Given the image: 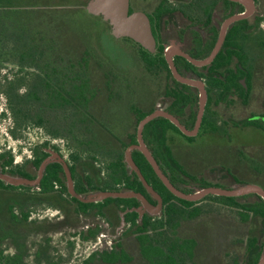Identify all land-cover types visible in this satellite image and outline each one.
Listing matches in <instances>:
<instances>
[{
    "label": "flooded vegetation",
    "instance_id": "1",
    "mask_svg": "<svg viewBox=\"0 0 264 264\" xmlns=\"http://www.w3.org/2000/svg\"><path fill=\"white\" fill-rule=\"evenodd\" d=\"M247 1L129 0L130 14L143 12L149 18L156 45L154 52H150L129 37L116 38L111 32L109 23L101 17H96L100 20L101 26L106 29L103 36L111 39L114 44H119L123 51L133 52L132 68L128 71L120 69L119 61L108 54L101 42V50L105 51V57L109 62L104 67L114 79L113 87L116 93H119L111 103L120 101L123 104L127 93L132 95L133 99L127 101L124 106L115 105L117 110L120 107L125 110L124 119L119 118L117 112L112 115L103 114L107 127L102 129L104 135L96 132L98 144L95 145H100L102 150L108 147L114 152L122 150L125 144L123 149L125 161L126 151L139 144V123L157 111L172 115L187 131L195 130L201 106V89L175 76L167 59V55L170 54L179 76L202 86L206 92V102L202 120L195 135L185 134L175 123L163 116L151 121L166 119L177 129L169 126L165 130L159 129V132H164L165 146L169 149L173 161L180 166L179 168H176L171 161L167 165L166 161L157 159L159 157L155 156L156 146L153 143V136L145 137L146 126L151 122L145 126L143 141L163 173L177 190L186 195H193L197 190L205 188L232 191L236 187L245 185H254L264 190V142L261 140V136H264V0ZM145 51L154 56L151 59L152 62H146ZM156 57L164 60L160 64L161 67L155 63ZM125 67L127 66L122 68ZM133 107L137 109V112L131 110ZM139 113L145 115L137 122ZM148 133H152V130ZM134 134L136 141L132 142ZM173 134L185 140L188 144L185 148L195 147L196 142L198 145L206 137L216 140L215 144L219 142L221 147L224 146L231 160L208 164L202 169L194 170L191 166V164L195 165L194 161L188 164L185 158H181L176 153L178 147L175 145L173 138L176 136ZM248 135H254L255 138L248 140ZM93 146L92 142L88 141L79 146L84 151V155L71 151L68 156L59 145L44 141L35 145L30 159L21 165L13 161V166H6L3 170L1 167L3 161L0 160V171L3 173L19 176V172L23 170L31 176L28 179L36 180L42 163L51 158L52 162L47 165L40 184L26 187L35 193L41 192V185L48 167L54 164L61 167L62 183L55 181L52 191L48 194L54 199L35 206L54 209V218L34 219L31 213L30 220L65 222L69 215L74 216L78 222L68 224L59 233L64 234V230L73 228L75 231H73L72 245L92 243L93 250L87 258L92 254L101 255L120 250L122 246L128 247L130 237L140 233L136 231L137 225H141L145 219H151V221L161 219L167 206L163 194L145 178L162 199L160 205L159 200L147 191L137 173L131 172L126 161L130 175H135L132 176L133 180L137 179L142 187L136 183L131 189L124 183L117 186L118 191L105 190L104 183L113 172L110 164L114 161L115 153H111V156L105 155L108 162L104 169L96 161L93 170L90 154ZM36 147L39 148V153H36ZM135 152H140L143 156L144 154L137 149L133 151L132 157L137 165ZM3 153H9L14 159L9 151L2 152L0 155ZM37 157L41 158L39 166L31 162ZM76 157L78 159H75ZM64 164L69 168L74 190L80 196L87 197L99 191H134L141 194L151 207L145 206L138 198H108L101 202H83L70 192ZM138 168L140 169L139 166ZM78 174H85V177L79 180ZM87 177L89 179L94 177V183L86 180ZM157 177L159 178L158 175ZM164 186L166 187L165 184ZM168 191L176 198L192 203L189 210L196 213V222L203 224V222L211 221L225 231V249L220 258H213L209 260L210 263L258 264L261 256L264 255V217L256 214L252 206L264 203L262 196L255 192L238 196L210 194L202 199L189 201L176 196L169 189ZM73 198L89 206L82 207L73 202ZM109 199L113 200L109 201ZM225 199H233V201ZM172 202L181 208L185 207L175 200ZM234 224H243L245 233L234 230V227H231ZM252 225L255 228L251 235V232H247V227L252 228ZM120 229L118 237L116 235ZM194 231L195 225L188 234ZM253 235L257 240V250L248 253L250 238ZM243 246L244 255L241 259L240 250ZM188 261L187 264H196L195 258Z\"/></svg>",
    "mask_w": 264,
    "mask_h": 264
},
{
    "label": "trees",
    "instance_id": "2",
    "mask_svg": "<svg viewBox=\"0 0 264 264\" xmlns=\"http://www.w3.org/2000/svg\"><path fill=\"white\" fill-rule=\"evenodd\" d=\"M14 1L0 0V70L7 62H13L18 69L17 79L7 83L9 86L7 91L9 108L14 119L16 122L17 118H21L22 122H28L32 116L29 111L31 105H43L39 109L44 107L49 111L68 112L71 115L69 126L71 133H74L73 140L79 146L86 144L88 141L94 145L90 153L93 170L95 169L94 163L97 161V157L93 153L101 152L107 156L115 153L113 156L114 161L110 164L113 172L104 183V189L118 191L117 186L124 183L132 189L134 184L138 183V180H133L132 176L135 175H130L124 161L123 149L126 145L124 144L122 150L114 152L110 151L108 147L102 150L99 147L100 145H95L98 144L96 143L98 134L104 135L102 129L107 127L103 114L112 115L117 111V107L111 102L119 93L117 94L113 87L114 79L104 67L106 53L101 50V40L99 38L103 36L106 29L101 26L99 19L97 21L94 16L87 13L85 4L88 0L80 2L75 0L80 5L72 7L69 4V6L66 5L68 7L60 10H55L46 4L21 8L20 6H14ZM36 1L37 3L39 1L48 3L52 0ZM63 1L67 4L73 2V0ZM95 39L98 49L94 48L92 50L91 42L93 43ZM144 55L146 62H150L154 57L146 51ZM163 61L158 57L155 58L158 67H161L160 64ZM28 70L32 71L31 84L28 85L25 94L20 95V88L26 80V71ZM20 74L21 76H19ZM105 97L108 98L106 102L104 101L105 104L104 102H98L101 98L105 99ZM107 104L108 107H106ZM133 109L131 110L137 112L135 107ZM144 115L139 113L137 122ZM34 123L38 126L44 125L45 119L41 113L38 112L34 116ZM169 126L175 128L166 119L155 120L146 126L145 137L147 135L153 136V143L156 146V149H154L155 156L159 157L157 159L161 158L166 161L167 165L171 161L176 168H179L180 166L175 163L176 161H173L169 149L165 146L164 132H159V129L165 130ZM78 129H81L82 133H75ZM151 130L152 133H148ZM135 136L134 134L132 142L136 141ZM35 151L39 153V148L36 147ZM134 157L145 178L157 191L163 194L167 203L161 219L156 221L145 219L141 225H137L136 231L140 233L135 237H130L135 241L134 255L146 264H187L188 260L194 258L196 260L197 248L199 247L198 236L195 231L184 235L183 228L185 224L181 225L182 222L195 221V218H197L196 213L189 210L192 203L172 195L157 177L148 160L140 152H135ZM75 159H78V157ZM0 160L3 161L1 163L3 170L6 166H13L14 159L9 153L1 154ZM31 162L35 166H39L41 158L37 157L36 160ZM61 173L62 169L59 165H50L43 179L40 193L32 192L26 187L6 185L0 180V197L5 201L0 209V247L4 241L12 238L16 249L12 255H4V251L0 248V264L23 263L28 249L27 245L21 240L24 237L23 231L20 230L21 227L26 229V226L29 225L30 230L36 231L38 234L48 235L59 233L68 224L78 222V219L74 216L70 217V215L65 222H36L30 220L31 207L54 199L48 194L52 191L55 181L62 183ZM18 175L31 178L23 170ZM84 177L85 174H78L79 180ZM86 180H91L94 183V177L91 179L87 177ZM138 185L142 187L140 183ZM72 200L82 205V207L89 206V204H82L74 198ZM112 200L109 199V201ZM172 200L181 203L185 207L177 206ZM225 200L233 201V199ZM252 210L264 217V203L252 206ZM197 223L194 222L193 225ZM231 227H234V230H239L240 233H245L243 224H234ZM254 228L253 225L252 228L247 227V232H251L252 235ZM224 233L225 231L218 225L213 237L207 243L206 252L208 257H221V253L225 249ZM45 242V247L41 246L36 253L37 260L38 262L45 261V264H54L48 256L49 240ZM256 243L257 240L253 235L250 238L248 253L257 250ZM121 248L101 255L92 254L82 264H130V262H133L135 257L130 255L131 252H128L130 248L128 250L126 246ZM195 263L213 264L208 260L202 263L196 260Z\"/></svg>",
    "mask_w": 264,
    "mask_h": 264
},
{
    "label": "rangeland",
    "instance_id": "3",
    "mask_svg": "<svg viewBox=\"0 0 264 264\" xmlns=\"http://www.w3.org/2000/svg\"><path fill=\"white\" fill-rule=\"evenodd\" d=\"M39 1L37 3L36 0H15L14 6H20L21 8L25 7H33L37 4L39 6L46 4L48 7H52L55 10H60L69 6V4L74 7L75 5L78 6V2L73 0L71 3H65L63 0H52L48 1V3H41ZM68 5V6H66ZM80 5V4H79ZM96 18V17H95ZM98 21V18H96ZM101 23V22H100ZM101 38V39H100ZM99 40H101L102 44L104 45V49L110 54L113 58L117 59L120 63V69H126L127 71L132 68L131 59L133 56L132 51H123L119 44H114L111 39L107 38L106 36H101ZM96 39L94 42H91V49L94 48L97 50L98 47L96 46ZM109 64L107 59H104V65ZM127 66L125 68H122ZM18 69L13 64V62H7L4 64L0 70V153L9 151L14 156V163L21 165L26 160L30 159L32 155V150L37 144H41L44 141H49L51 144L59 145L61 150L64 151L65 155H70L71 151L74 153H78V151L82 150L79 147V144L73 140V132L71 133L70 123H71V115L68 112L64 111H49L46 110L43 105L33 106L31 105L29 111L31 113V119L27 122H22V119L17 118V122L14 119L13 113L9 108L8 102V95L7 91L9 89L8 82H12L13 79H17ZM26 80L22 87L20 88V95L25 94L28 89V85L31 84V74L32 71H26ZM128 73V72H127ZM16 76V77H15ZM21 76V74L19 75ZM8 86V88H7ZM133 99V96L129 93L125 94V100L123 104L119 102H115L114 105H125L127 101ZM107 98H101L98 102H106ZM122 101V99H121ZM104 102V104H105ZM138 102V99H136ZM99 103V104H100ZM108 107V104L106 105ZM105 107V108H106ZM98 110V109H96ZM41 113L45 119L44 125L38 126L34 123V116L36 114ZM117 115L119 118L124 119L126 117L125 110L120 107L117 111ZM125 114V115H124ZM20 123V124H19ZM18 124V125H17ZM82 133L81 129L75 131V133ZM77 133V134H78ZM176 137L173 138L175 141V145L178 147L176 153L181 158H185L186 162L194 161L195 165H192L194 170L202 169L208 164H215L225 162L227 159H230L228 156V152L224 146L221 147L220 143L218 142L215 144L216 140H212L210 138H203L198 145L194 144L195 147H187L188 144L185 140L181 137H178L176 134H173ZM248 140L254 139V135H248ZM81 139V138H80ZM261 140L264 142V136H261ZM191 145V144H189ZM63 146V148H62ZM188 150H190L188 152ZM79 154V153H78ZM97 157V161L99 165L104 169L107 165V158L105 154L101 152L93 153ZM80 155H84V152H80ZM187 157V158H186ZM191 157V159H190ZM4 199L0 197V209L4 205ZM30 211H32L34 215V219L37 218H54L55 210L49 207L38 206V207H31ZM194 222H187L183 228V234L189 233L192 229V225ZM194 226V225H193ZM27 228L24 227L20 228L23 232V239H21L25 245H27V252L22 264H45V261L38 262L36 253L38 249L46 245V240H49V250L48 256L51 258L54 264H82L84 261L87 260L89 253L93 250L92 243L84 244H71L73 238V228H68L64 230V234L55 233V234H38L36 231L30 230V226L27 225ZM217 229L216 224L213 222H200L195 225V232L198 236V245L197 248V258L196 260L200 263L204 262L205 260H213L212 257H208L206 252L207 243L210 241L211 237L215 230ZM121 229L118 230L117 235L119 237V233ZM182 234V236H184ZM131 240V241H130ZM128 241L129 246L126 248L129 249L130 255L135 257L133 262L130 264H146L142 260H140L135 253L134 247V239L130 238ZM15 243L13 242L12 238H8L4 243L1 244V249L4 251V255H12L15 252L14 248ZM241 251V259L244 255V246ZM215 258V257H214Z\"/></svg>",
    "mask_w": 264,
    "mask_h": 264
},
{
    "label": "water",
    "instance_id": "4",
    "mask_svg": "<svg viewBox=\"0 0 264 264\" xmlns=\"http://www.w3.org/2000/svg\"><path fill=\"white\" fill-rule=\"evenodd\" d=\"M247 2L250 3V1H247ZM85 9L88 14L94 17H101L103 18L104 21L108 22L111 27V32L113 36H115L116 38L129 37L133 39L134 41L138 42L139 44H141L145 49L149 50L150 52L155 51V46H156L155 39L152 34L149 18L143 12H135V13L130 14L129 13V0H88ZM167 59L171 65V68L175 76L179 80L183 82H188L189 84L199 86L201 89V94H202L201 106H200V112H199L196 128L193 132L187 131L175 117H173L172 115L168 113H164L163 111H157V112H154L148 115L138 125L139 144L136 146L130 147L126 151L125 161L128 165V168L131 169V172L135 171L137 173L140 180L145 185L147 191L152 196H154L155 198L159 200L160 205L162 203V199L157 194V192L153 189V187L149 185V183L147 182V180L145 179L140 169L138 168V166L135 164L133 160L132 153L135 149L141 151L144 154V156L150 162L155 172L157 173L159 178L163 181V183L166 185V187L172 193H174L176 196L180 198H183L189 201H196L210 194L220 195V196H238V195H243V194L252 193V192L258 193L260 196L264 198V190L254 185L239 186V187L234 188L232 191H226V190H222L218 188H205V189L197 190L193 195H186L182 193L181 191L177 190L172 185L168 177L163 173L157 161L153 157L151 151L146 147L143 141V130L145 126L149 122L154 120L155 118L159 116H163L171 120L173 123H175L185 134L195 135L200 126L202 115H203V110H204V105L206 102V92L203 90L202 86L198 85L197 83H193L189 80H185L181 78L174 68L170 54L167 55ZM193 62L198 64V62L196 61H193ZM51 162H52V159L49 158L42 163L39 169V172H38V178L36 180H30L28 178L15 176V175H11L8 173H3L2 171H0V180L3 181L6 185H11V186L29 187L33 185L34 186L39 185L47 165ZM64 168L66 171L70 192L73 194V196L77 197L83 202H101L108 198H138L145 204V206L151 207L149 202L141 194L136 193L134 191H124V192L99 191V192H93L89 194L87 197L80 196L74 190L72 175L66 164H64ZM258 264H264V255L261 256Z\"/></svg>",
    "mask_w": 264,
    "mask_h": 264
}]
</instances>
